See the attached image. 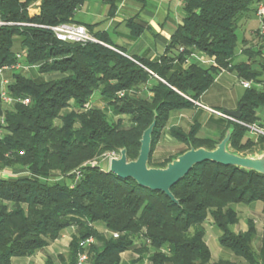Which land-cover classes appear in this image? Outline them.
Segmentation results:
<instances>
[{
    "label": "trees",
    "instance_id": "obj_1",
    "mask_svg": "<svg viewBox=\"0 0 264 264\" xmlns=\"http://www.w3.org/2000/svg\"><path fill=\"white\" fill-rule=\"evenodd\" d=\"M104 1L112 14L116 0ZM35 2L38 11L31 15ZM261 2L182 0L181 24L164 53L147 61L125 56L91 26L75 22L83 0H0V21L11 24L0 27V66L15 63L19 54L22 64L38 71L34 78L13 73L6 88L11 103L0 98V172L27 173L0 176V264L34 255L69 228L75 234L68 253L57 256L60 264H76L79 243L88 238L94 240L89 264H120V255L129 250L138 255L130 264L145 255L150 264H215L205 243L208 222L220 231L219 248L248 264H264V249L255 252L251 246L254 222L248 220L243 233L231 229L239 221L236 205L261 203L264 215V176L205 162L171 188L174 204L160 192L99 167L122 148L129 161L135 160L141 134L154 117L148 165L164 167L173 158L154 164L153 152L171 112L193 109L222 72L235 71L247 82L256 78L250 56L246 62H231L238 22L255 15ZM60 24L82 25L101 44L60 42L47 29ZM126 25L133 28L132 21ZM193 52L213 59L214 65L206 69L194 60L185 65ZM95 91L109 112L90 104ZM26 99L29 103L23 104ZM240 104L238 121L245 126L227 122L229 147L242 156L261 152L264 136L254 140L245 134L246 126L264 130V119L256 115L264 107V87L247 89ZM198 129L195 123L187 134L174 128L171 135L187 149L212 150L225 133L213 140L199 137Z\"/></svg>",
    "mask_w": 264,
    "mask_h": 264
},
{
    "label": "crops",
    "instance_id": "obj_2",
    "mask_svg": "<svg viewBox=\"0 0 264 264\" xmlns=\"http://www.w3.org/2000/svg\"><path fill=\"white\" fill-rule=\"evenodd\" d=\"M38 3L39 2H35L30 6L29 13L31 15L37 13ZM182 4V0H116L115 10L111 14L110 5L104 0H83L82 5L75 11L74 21L79 24H83L84 26H91L94 34L104 36L110 45L120 48L123 51V54L127 57L136 56L147 61H154L164 53L171 35L181 24L183 17ZM251 15L255 20H257L254 13ZM130 21L133 22L132 29L126 25L127 22ZM249 21L250 16L248 18H241L238 23L242 24ZM256 25L255 30L251 29L249 31V39H243L242 44L244 46L241 49L240 54L246 61L248 60V56L252 58L250 60L251 67L257 65L259 61H262L260 66L264 69V38L257 37L256 32L258 31L259 22H256ZM133 29H140V32L137 35H134L132 33ZM254 52L255 54H253ZM246 61H240L239 63ZM227 72L228 71L222 73ZM259 84H261L259 85V90H261L264 87V80L263 83L260 82ZM149 86L150 83L148 84V87ZM144 92L150 96L146 88ZM195 103L194 108L191 110L200 111L198 110V102ZM96 104L92 106L100 109ZM237 107L238 106H235L231 110H235ZM207 112L212 113L211 111ZM180 117L182 118L181 115ZM209 117L210 120L204 122L202 125L219 129L221 137L225 131V119L223 118L224 121L222 122L213 118V116ZM198 125L200 126L201 124L198 123ZM191 126L192 125L186 126V124H177L176 128H182L184 132H187ZM165 131H170L169 134H171V130H168L167 126L165 127ZM198 136L201 137L199 134ZM253 205L245 206L246 208L248 207L247 209L249 210V213L254 212L253 210H250ZM254 213L264 218L262 206ZM248 220L250 219H247L246 223ZM239 222L240 219L238 223L231 228L236 234L243 233L247 230V224L245 223L244 228H242L239 232H236L235 227L239 224ZM263 223L264 220L262 221V225ZM255 230L256 235L251 242L252 248L257 240L256 224ZM210 231L215 236L214 244L210 245L208 243L206 238L207 232L205 236V243L210 251L212 263L216 264L218 262H227L230 264H242L243 261L240 259H234V262L222 260L225 255L224 253L226 252L216 245L218 233L215 232L214 225L210 226ZM74 234L75 229L69 228L62 233L59 239L49 243L47 247L37 251L34 255L30 257L12 258L11 264H45L47 260H51L53 264H60L56 258L60 255L65 256L68 253L69 243L71 242ZM261 249H264V234L260 238V247L258 251L253 248L255 252H259ZM148 256L149 255H145L141 261L135 264H150ZM137 258L138 255L135 254L134 250L125 251L120 255V264H130Z\"/></svg>",
    "mask_w": 264,
    "mask_h": 264
},
{
    "label": "rangeland",
    "instance_id": "obj_3",
    "mask_svg": "<svg viewBox=\"0 0 264 264\" xmlns=\"http://www.w3.org/2000/svg\"><path fill=\"white\" fill-rule=\"evenodd\" d=\"M256 22H258V21L255 20L253 18V16L251 15L249 22L242 23V24L238 23V28L236 30V34H237V38H238L237 48L235 50V57L233 58L231 64L235 65V64L239 63L240 61H246V60H244L245 58L240 54V51L244 46L242 44V41H243V39H246V40L249 39V37H250L249 31L251 29H254V30L256 29V26H257ZM17 48L19 49V47H17ZM18 49H16V50L18 51ZM198 54H199V56H202V54H200V53H198ZM261 64H262V61H259L257 65L251 67L252 71L257 74L256 78L250 82L251 83L250 90H252V91H258L259 85H261L259 83L260 82L263 83L264 69H262V67L260 66ZM18 72L22 73L25 77L34 78L38 75L37 74L38 71L34 70V69H32V70L30 69L27 71L19 70V71H14V72H4L3 75L5 77L9 78V77H11V75L13 73H18ZM244 81H246V80H243V79L241 80L235 71L227 72V73H221V74L216 75L214 83L198 100V110H200V111L183 110V111L171 112L169 115L167 125H166L167 129L172 130V129L176 128L177 124H186V126H189V125H193V124L198 122L201 124L199 126V129H198V134L201 137L210 138L213 140L219 139L220 138L219 129L212 128L210 126L209 127L203 126L202 124L204 122H207L208 120H210L209 116H213V118H216L217 120H220L222 122L225 119L226 126H227V122H229L231 120H229L227 118L223 119V117L218 116V114H220L222 112V110H224V109L231 110L233 107L238 106L240 104V100L242 99V97L246 91V89H244L241 86V83ZM131 95L138 96L139 94H131ZM89 102L91 105H94L98 102L96 105L100 109H105L108 111V109H106L105 101L102 100L100 97L99 91H95L93 93ZM207 111H212L214 114L208 113ZM112 115L113 114H111V113L108 114L110 119L112 118ZM180 115L182 116V118L180 117ZM256 115L258 117H260L261 119H264V107L259 108L256 111ZM231 122H233V121H231ZM226 126H225V128H226ZM178 129L185 134L188 133V131L184 132V130L182 128H178ZM190 129H191V127H190ZM169 133H170V131H165V128L160 132V137H159L158 142L156 143V145L154 147L152 163L163 164L168 159L174 158L178 154L186 151L187 146L184 145L183 143L176 141V139ZM245 138H250V139H254V140L257 139V137L253 133H251L249 131V129H248V132L245 134ZM184 147H186V148H184ZM257 148H259V147H256L255 149H257ZM256 151H258V149ZM114 157H118V154H114ZM104 158L108 159V155ZM104 158H101L100 161L104 160ZM108 162H109V160H108ZM108 162L106 163V160H105V162H100L99 167L102 170L108 171ZM2 172L5 173L4 176H8V177H15V176H21V175L24 176L27 174L26 172H24L23 170H20V169H17V170L5 169ZM261 206H262L261 203H255L251 207L252 209H250V210H253L254 212H256L259 208H261ZM235 208L238 212L239 219H240L239 224L235 227L236 232H239L242 228H244V224L246 223L247 219H250L253 222H255V224L257 226V240L255 241L253 248L256 251H258V249L260 247V238L264 234L263 225H262V221L264 220V218L260 217L259 215H256L254 212L249 213V210L247 209L248 207L246 208L243 205H236ZM210 226H212V225L210 222H208L206 224V230H207V237L206 238L208 240V243L211 245V244H214L215 236L213 233H211ZM215 232H217L218 235H220V231L216 227H215ZM216 245L218 246L217 241H216ZM224 254L225 255L222 258V260H225V261H229V262L233 261L234 262L235 261L234 259H238V260L241 259L238 257L237 258L234 257L231 253H228V252H226ZM241 260H243V259H241ZM242 264H248V263L243 262Z\"/></svg>",
    "mask_w": 264,
    "mask_h": 264
},
{
    "label": "water",
    "instance_id": "obj_4",
    "mask_svg": "<svg viewBox=\"0 0 264 264\" xmlns=\"http://www.w3.org/2000/svg\"><path fill=\"white\" fill-rule=\"evenodd\" d=\"M242 105L240 104L235 110L224 109L221 113L233 120H239ZM155 125L154 117L150 125L141 134L137 158L129 161L125 148L120 149L118 157L109 160V173L121 180H132L138 186L150 191L160 192L174 204H178V201L172 195L171 188L182 180L194 166L205 162L247 172L251 171L264 176V150L246 156L233 152L229 147L231 127L225 131L221 141L212 150L189 147V149L171 159L164 167H151L148 165V160L151 153V135Z\"/></svg>",
    "mask_w": 264,
    "mask_h": 264
},
{
    "label": "built area",
    "instance_id": "obj_5",
    "mask_svg": "<svg viewBox=\"0 0 264 264\" xmlns=\"http://www.w3.org/2000/svg\"><path fill=\"white\" fill-rule=\"evenodd\" d=\"M255 17L257 18L259 22V27H258V35L260 37H264V2H261L256 5L255 7ZM5 25H11V24H6L0 21V27L5 26ZM52 32L56 40L64 43H77V44H87V43H93V44H101L91 33L88 32V30L82 26V25H77V24H60L54 27H49L47 28ZM182 50V49H181ZM17 61L11 65H6V66H0V98L5 104L11 103V99L7 96L6 93V88L9 84L8 78H5L3 75L4 72H14V71H19V70H30V69H35V66H28L22 64L23 57L19 54L15 55ZM190 60H194L197 62L200 66L203 68H209L210 66L214 65V60L206 57L205 55L199 56L198 53H191L189 57L185 60V65H187ZM241 86L244 89H250L251 83L244 81L241 83ZM23 104H28L29 101L28 99L22 101ZM194 104H196L194 102ZM212 112V111H211ZM213 113V112H212ZM219 116L223 118H227L237 124L243 125L241 122L238 120H233L231 118H228L224 114L220 113L218 114ZM251 133H253L256 137L258 136H264V130L258 128L255 125L252 126H246ZM112 157H109V160ZM109 163V162H108ZM4 172H0V176H4ZM80 177L79 173H76V179ZM112 237L114 239L118 238V234L114 233L112 234ZM94 243V240L92 238H88L84 241H81L79 243V252L77 254V259H76V264H89V247Z\"/></svg>",
    "mask_w": 264,
    "mask_h": 264
}]
</instances>
